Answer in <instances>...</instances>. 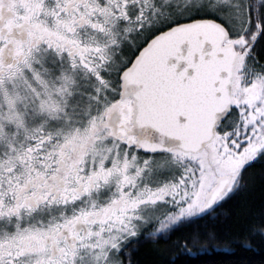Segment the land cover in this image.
Masks as SVG:
<instances>
[{
	"label": "snow or ice",
	"instance_id": "1",
	"mask_svg": "<svg viewBox=\"0 0 264 264\" xmlns=\"http://www.w3.org/2000/svg\"><path fill=\"white\" fill-rule=\"evenodd\" d=\"M257 238L264 0H0V264Z\"/></svg>",
	"mask_w": 264,
	"mask_h": 264
},
{
	"label": "trees",
	"instance_id": "2",
	"mask_svg": "<svg viewBox=\"0 0 264 264\" xmlns=\"http://www.w3.org/2000/svg\"><path fill=\"white\" fill-rule=\"evenodd\" d=\"M261 194V189L258 186L252 194L254 203H259ZM153 256L151 246L145 244L135 253L134 259L140 260L141 264H147L153 259ZM170 264H264V242L257 238L253 246L249 248H244L242 245H235L231 248H208L196 252L195 255L176 256L170 260Z\"/></svg>",
	"mask_w": 264,
	"mask_h": 264
}]
</instances>
